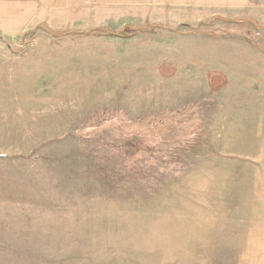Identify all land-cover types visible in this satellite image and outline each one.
<instances>
[{
	"label": "rangeland",
	"instance_id": "374dc122",
	"mask_svg": "<svg viewBox=\"0 0 264 264\" xmlns=\"http://www.w3.org/2000/svg\"><path fill=\"white\" fill-rule=\"evenodd\" d=\"M32 1L0 0V264H264V6Z\"/></svg>",
	"mask_w": 264,
	"mask_h": 264
},
{
	"label": "crops",
	"instance_id": "0c3cea01",
	"mask_svg": "<svg viewBox=\"0 0 264 264\" xmlns=\"http://www.w3.org/2000/svg\"><path fill=\"white\" fill-rule=\"evenodd\" d=\"M210 1V2H208ZM217 1V0H214ZM213 0H170L169 2L172 3L173 5L179 4V5H183V4H190V5H196V4H200V2H208V3H213ZM221 2H225L226 5L229 6H237L239 7L240 3L243 4H250L252 6L251 11L259 8L260 6H264V0H219ZM34 4L36 5H61V6H71V7H75V6H84L86 3H89L88 5H96V4H100V3H109L108 1L105 0H72V1H67V0H35L32 1ZM156 2H161L163 5H165L166 0H156ZM214 4V3H213ZM61 11L63 12H80L82 11L81 8H67V9H61ZM241 18H246V19H251L250 17H241ZM232 19V18H231Z\"/></svg>",
	"mask_w": 264,
	"mask_h": 264
},
{
	"label": "trees",
	"instance_id": "16d2710c",
	"mask_svg": "<svg viewBox=\"0 0 264 264\" xmlns=\"http://www.w3.org/2000/svg\"><path fill=\"white\" fill-rule=\"evenodd\" d=\"M129 26H123L121 29L119 30H112V31H108L107 33L109 34H113V35H119V36H124L123 35V32L125 31V29H127ZM94 30H98V31H104L102 30L101 28H93V29H90L89 31L87 32H91V31H94ZM124 30V31H123Z\"/></svg>",
	"mask_w": 264,
	"mask_h": 264
}]
</instances>
